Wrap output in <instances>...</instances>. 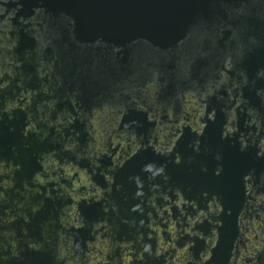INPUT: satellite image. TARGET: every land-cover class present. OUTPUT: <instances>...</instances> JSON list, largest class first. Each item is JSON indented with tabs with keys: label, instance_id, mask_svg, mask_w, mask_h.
<instances>
[{
	"label": "flooded vegetation",
	"instance_id": "af4514ba",
	"mask_svg": "<svg viewBox=\"0 0 264 264\" xmlns=\"http://www.w3.org/2000/svg\"><path fill=\"white\" fill-rule=\"evenodd\" d=\"M10 10L14 16L16 10ZM37 39L33 37L30 45L34 47ZM253 39L246 51L256 50ZM216 48L213 71L184 64L196 66V78L202 82L193 84L189 77L186 82L172 75L171 93L162 75L146 76L145 86L134 90L126 85L90 87L82 73L71 80L66 75L67 85L60 80L62 90L57 93L55 86H49L54 76L50 71L42 75L38 64L47 61L44 54L37 56L39 62L32 60L38 86H27L34 96L30 109L20 111L21 119L30 115L34 120V110L44 105L48 121L69 127L62 144L32 149L25 160L12 153L15 142L10 154L0 153V161L7 159L11 168L17 165L22 173L18 168L11 172L16 180L37 177L46 169L70 190L71 197L56 202L36 194L32 203L38 208L23 209L19 201L9 202V194L0 189V217L5 223L0 229L13 232L6 238L16 249L13 257H9L10 245L0 251L4 255L0 264H50L47 246L38 245L40 233L50 215L65 206L71 208V217L58 226L55 241L56 249L70 254L63 263L217 264L216 253L223 258L221 264H264V121L254 99L243 94L246 86L264 99V87L256 83L264 76V62L255 59L258 69L249 76L239 63L233 69L229 52L220 44ZM46 49L44 45L41 50ZM186 72L192 77L190 68ZM208 76L213 78L208 81L204 78ZM29 77L34 78L33 73ZM130 110L144 116L145 133L121 125ZM92 121L110 126L97 137L104 144L102 150L99 146L91 152L70 146L69 151L56 150L70 141L93 142V130L88 128ZM212 124L219 131L218 142H201ZM226 153V159L238 156L250 164L238 168L234 180L221 166ZM63 157L77 172L67 174L57 167ZM80 171L89 186L81 184ZM226 190L231 191L229 200ZM225 217L230 218L231 232L225 245L217 248Z\"/></svg>",
	"mask_w": 264,
	"mask_h": 264
},
{
	"label": "water",
	"instance_id": "95a60500",
	"mask_svg": "<svg viewBox=\"0 0 264 264\" xmlns=\"http://www.w3.org/2000/svg\"><path fill=\"white\" fill-rule=\"evenodd\" d=\"M0 4L9 13L10 9L16 10L14 16L8 18L12 27L18 26V20L22 17L39 16L43 22L35 23L37 27L47 31L52 29L60 41L59 45L73 56L72 63L77 66V71L58 68L65 64L66 57L59 52L53 53L51 42L44 52L38 54L39 57L44 54V58H47L46 62L41 61L39 64L42 67L43 63L48 65L47 70L54 76V81L49 86H55L57 93L62 90L60 80L64 81L65 86L66 75L71 80L80 73L89 80L85 84L90 87L106 84L118 87L122 81L124 85L134 87V90L145 86L146 76L154 78L162 75L164 85L171 93L174 86L172 75L182 77L186 82L185 79L189 77L193 84L202 82V78H196L198 68L186 67L184 64L204 65L205 73L213 71L218 53L216 45L219 44L229 52L226 56L231 60L229 63L235 65L233 69L239 63L249 76L258 69L255 59H260L257 60L259 64L264 62L261 60L264 58V0H0ZM240 37H243L242 41L235 40ZM32 38L24 39L14 51L21 54L32 50ZM251 38H254L257 47L252 52L245 49ZM241 47L242 50L236 51ZM87 56L95 59L90 63L94 68L86 66L84 59ZM30 58L32 57L25 60L20 69L26 76L27 73H33L34 78L28 80L26 86L36 87L37 73ZM80 64L87 69H81ZM188 68L192 77L186 75ZM182 69L185 70L184 73L180 71ZM41 70L42 75H45V71ZM204 78L210 81L213 77ZM256 83L264 87V76L257 78ZM243 94L250 100L254 99L264 121L263 97H256L254 91L246 86ZM0 98H3V94H0ZM129 113L123 117L121 125H133L136 130L145 133L147 123L144 116L136 114L135 110H130ZM6 122L11 125L8 119ZM4 129L0 133V153L10 154L15 141L13 134L6 127ZM203 135L201 142H218L219 131L213 124L207 126ZM227 155L228 153L221 166L224 174L234 180L237 169L250 164L238 156L226 159ZM230 192L226 190L227 200L230 199ZM226 208L231 210L233 206L226 205ZM229 219L225 217L222 221L217 248L223 247L229 237ZM214 255V262L221 264L223 258L216 253Z\"/></svg>",
	"mask_w": 264,
	"mask_h": 264
},
{
	"label": "rangeland",
	"instance_id": "374dc122",
	"mask_svg": "<svg viewBox=\"0 0 264 264\" xmlns=\"http://www.w3.org/2000/svg\"><path fill=\"white\" fill-rule=\"evenodd\" d=\"M10 16L11 14L9 11L4 9L2 4H0V94H3V98H0V133H3L5 131L4 128L6 127V129L13 134V140L18 143V145L13 148L12 153L27 160V155L31 154L32 149L38 151V149H42L43 146L62 144V134L63 132H66L69 126L60 123L54 124L48 121L46 113L47 106L44 107V105L37 110H34L32 114L34 120H31L30 115L27 120L21 119L20 111L25 110L26 108L30 109L29 105L33 101L32 98L34 96V92L26 86L27 81L30 79L29 73H27V76L24 75V73L21 72L22 69L20 68L23 64H25V60L30 56L32 58L29 60L39 62V59L36 58V56L42 52L41 48L44 45L49 46V43L51 42L50 46L53 49V53L59 52V54H63L66 57L65 64L60 65L58 68L61 70L65 69L67 71H77L78 69L77 66L72 63L73 56L67 52L66 48L59 45L60 41L57 39L54 31L52 29L47 31L37 27L35 23L43 22L39 16L22 17L18 20L19 25L15 28L12 27L8 21ZM32 37H37L39 39L37 45L34 46L32 50L27 52L25 51L24 53L22 52L21 54L14 51L19 46L20 42L25 41L24 39L26 38ZM29 60H27V62ZM84 60L88 68L93 67V65L90 64L95 60L93 57L90 58L87 56ZM82 64L79 65L81 69L84 68ZM39 65L40 68L47 73L48 65L46 63H43L44 67H42L41 64ZM120 84L124 86L122 81L119 83V86H121ZM7 119L11 122V125L7 124ZM96 124L97 123H95V121H92L90 125H88V128L93 130L91 133V136L94 139L93 142L84 141L82 143H78L70 141L68 142V145L64 144V148L60 147L56 150H61L63 152L70 149V147H78V149H82L85 152H91L97 146H99L102 150V146H104V144L101 140H98L97 137L102 135V131L110 128V126L108 127L107 125H103L101 123L98 125ZM76 134L77 132H74L73 136ZM112 143L115 145L117 144L116 142ZM15 150H17L18 153H16ZM53 151L54 150L51 152ZM53 154L59 155L56 151H54ZM67 154H69V152ZM57 163V167L62 169L67 174H72L76 171L75 168L70 166L64 157L62 161ZM16 166L17 165L13 164V167L11 168L10 162H8L7 159L0 161V189L9 194V202L12 201L16 203V201H19V204L23 209H35L38 207L37 205H33L32 197L36 194L46 196L56 202H66L68 201V198L71 197L70 190L59 181L57 176L50 175L49 171L46 169L38 172L37 177L21 178L17 180L14 178L12 179L11 172L13 170L16 172V168H18ZM17 170L18 172L21 171L19 168ZM79 175L81 184L88 185L86 174L83 171H80ZM56 211H58L57 208ZM68 217H71V208L65 206L64 209L62 208L60 210L59 214H56L55 216L50 215L47 219L46 225L40 233L42 240L38 243V245L42 248H45L43 247L44 245L47 246L51 255L50 264H74L75 262L72 260H66V262L63 263V257L69 258L70 254L55 248V241L59 239L57 235L59 229L58 226H64V221L67 220ZM4 224V218L0 217V225ZM54 225H57V227ZM13 235V232H10L9 230L0 229V251L9 249L7 245H10L12 248L9 257L16 255V249L13 248V242L6 238L7 236ZM166 250L168 252L167 254H169L168 257L172 258L173 251H171V248L168 247ZM0 255L1 258L4 257L1 253ZM90 264H92V262Z\"/></svg>",
	"mask_w": 264,
	"mask_h": 264
}]
</instances>
